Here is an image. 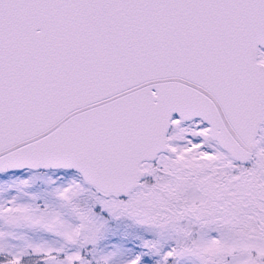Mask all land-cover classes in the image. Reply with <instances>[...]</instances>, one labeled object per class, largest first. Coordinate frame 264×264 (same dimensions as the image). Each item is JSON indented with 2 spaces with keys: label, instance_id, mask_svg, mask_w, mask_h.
Wrapping results in <instances>:
<instances>
[{
  "label": "snow or ice",
  "instance_id": "snow-or-ice-1",
  "mask_svg": "<svg viewBox=\"0 0 264 264\" xmlns=\"http://www.w3.org/2000/svg\"><path fill=\"white\" fill-rule=\"evenodd\" d=\"M0 264H264V0H0Z\"/></svg>",
  "mask_w": 264,
  "mask_h": 264
}]
</instances>
